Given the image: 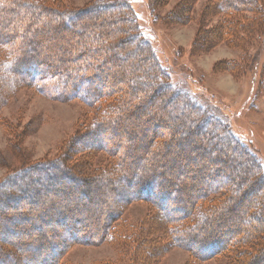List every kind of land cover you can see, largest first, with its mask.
<instances>
[{
  "label": "trees",
  "instance_id": "obj_1",
  "mask_svg": "<svg viewBox=\"0 0 264 264\" xmlns=\"http://www.w3.org/2000/svg\"><path fill=\"white\" fill-rule=\"evenodd\" d=\"M45 1L0 0V49L5 52L0 54V107L10 93L24 86L49 99H80L96 110L92 120L74 135L60 156L20 164L1 179L0 200L5 198L10 203L0 208V264H58L72 244L110 241L116 238V233L126 238L125 231L129 229L116 223L125 207L133 201L151 205L155 221H150L153 228L148 231L144 232L140 225L136 229L138 234L131 264H155L156 259L173 246L190 253L191 260L187 264H205L208 259L218 256H226L228 264H264L262 164L240 143L222 118L199 105L187 91L173 88L168 72L159 64L149 42L142 37L128 0H94L87 11L52 8ZM191 2H183L180 12L186 15ZM246 12L251 14L245 17L243 14ZM203 13V19L221 14L222 20L212 30L199 33V39L192 44V51L206 50L219 41L243 46L264 30V0H211L203 8ZM96 16L100 19L98 22H95ZM12 17L18 18L15 21ZM72 20L80 34L74 38L65 36L64 39L60 28L64 24L70 25ZM36 27L52 28L57 37L58 43L54 47L59 57L53 59L55 64H48L50 69L43 63H37L38 68L34 65L28 69L23 67L27 60L25 50L31 48L29 37L40 35L36 33ZM61 62L64 68L59 64ZM233 65L228 67L229 71H233ZM20 66L23 68L19 71ZM56 66L62 67L59 72L54 70ZM64 69L67 70L65 73ZM260 79V87L264 89V64ZM108 80L112 84L105 90ZM92 81L93 84L81 87V83ZM151 96L165 104L167 99H174L169 110L155 106V113L172 126L166 139L155 136L162 125L152 124L149 116L143 122L139 121L140 124L131 119L132 113L138 110L135 102L146 105ZM172 111L182 116L172 119ZM114 127H129L135 132H139L140 127L141 137L147 138L150 145L148 151L158 159L169 151L171 144L176 145L177 142L180 146L177 134H193L194 148L203 149L208 141L213 140L212 158L204 149L191 156L187 152L174 156L196 159L190 168L191 173L201 172L204 159L212 164L218 163V166L211 167L209 174L220 175L225 184L219 187L210 182H193L195 184H190V188L196 191L190 195L184 191L185 187L165 180L160 167L162 163L164 169L168 167L164 158L157 161V166L151 164L156 163V159L149 160L148 166L134 170L137 167L132 160L135 153L120 152L117 144L106 145L100 141V134L105 130L110 135L117 133ZM100 152L110 156L112 162L108 166L94 168L93 158ZM48 176L59 181L71 179L72 186L83 185L87 181L105 182L102 189L107 191V198L102 201L95 199L103 203V208L94 216V220L100 223L97 229L85 228L93 218L75 217L78 207L67 208L66 213L59 209L58 204L38 210L33 205L20 208L18 200L22 195L30 196L36 202L49 194L71 197L73 192L61 184L42 188L40 193L33 183ZM241 188L244 193L246 190L257 191L255 199L244 206L246 194L237 192ZM81 192L86 193L84 190ZM15 199L17 201L13 203ZM172 199L176 205L167 206ZM88 200L90 198L86 197L85 201ZM234 207L243 212V225L230 224L227 217L234 212ZM51 213L58 214L57 218ZM39 219L43 225L36 227V234L43 235L45 230H50L51 239L38 241L30 238L26 225L18 222L28 221V229H31V224ZM152 232L158 233L160 238L149 239ZM10 237L26 239L13 243ZM38 254H41L40 259Z\"/></svg>",
  "mask_w": 264,
  "mask_h": 264
},
{
  "label": "rangeland",
  "instance_id": "obj_2",
  "mask_svg": "<svg viewBox=\"0 0 264 264\" xmlns=\"http://www.w3.org/2000/svg\"><path fill=\"white\" fill-rule=\"evenodd\" d=\"M93 1L46 0L45 2L52 8L87 11L89 4ZM186 1L128 0V4L136 15V22L142 37L149 42L159 64L168 72V78L173 88L187 91L199 105L208 108L212 113L222 118L230 126L240 143L245 145L257 157L264 168V89L260 87L261 68L264 64V30L256 33L243 46H235L219 41L206 50L192 51V44L199 39V33L212 30L221 22L222 15L207 16L208 18L203 19V8L211 0H192L190 10L185 15L180 10L183 2ZM95 9L98 10L99 8L95 7ZM250 14L246 12L243 16L247 17ZM17 18L13 19L16 21ZM91 18L93 19V17ZM99 20L96 16L95 22ZM60 30L64 39H66L65 36L74 38L80 34V30H77L73 20L70 25L64 24ZM38 32L40 35L37 38L29 37L32 42L29 43L31 48L25 50L27 60L23 67L26 69L33 65L38 68L37 63H43L44 65L51 63L53 65L55 64L53 59L59 57L58 51L54 47V44L58 43L54 29L41 28L37 29L36 33ZM3 53L5 52L0 49V54ZM122 63L124 64V61ZM59 64L63 68L65 67L62 62ZM231 64H234L233 71L228 70V67L231 68ZM51 65H48V69L51 68ZM22 68L20 66L19 71ZM61 68L56 66L54 70L59 72ZM65 71L67 70L64 69L63 72L65 73ZM107 82L108 86H104L105 90H108V87L112 84L109 80ZM91 84H93V81L92 83H81V87ZM113 85L117 86L116 84ZM173 100V98H169L165 104L160 102V99L151 96L146 100V105L135 102L138 110L135 114L132 113L131 119L134 118V121L143 122L149 116L152 124L162 125V129L155 136L166 139L172 126L168 124L164 117H160L155 113V106L169 110L171 107L169 105ZM95 110V107H90L77 98L72 100L49 99L37 94L32 88L17 87L8 95L7 101L0 107V181L9 171L17 168L20 164L25 165L60 156L66 151L74 135L80 132L83 125L92 120ZM176 111H172L170 115L172 119L182 116L181 113ZM151 114L153 115L150 116ZM128 129L114 127L113 130L117 133L112 135L105 130L100 134V141L106 145L117 144L116 148L120 152L129 155L135 153V156H132V160L137 166L134 170L148 166L150 164L149 160L156 159V163L151 164L157 166L159 164L157 161H162L164 158L168 161V163H165L168 167L164 169L163 163L160 167H162L161 170L163 169L162 175L165 180H171L185 187L184 191L190 195L196 191L195 188H190V184L193 186L199 182H210L213 186L219 187L225 184V180L220 175L209 174L211 167L218 166V163L215 164L213 161L212 164V162L207 161L208 159H204L200 168L201 172L191 173L190 168L192 163L195 164L196 159L178 158L177 156L175 158L174 156L181 152L192 155L204 149L209 152L208 156L212 158L215 149L213 140L208 141L203 149L201 147L194 148L195 136L193 134H177V139H180V146L177 142L176 145L171 144L169 151L158 159L154 158L153 153L148 151L150 145L147 138L141 137L143 135L140 131L141 128L138 127L139 132H135L129 127ZM79 156L81 157L82 154ZM67 162L70 163V161ZM111 162V157L103 152L98 153L93 158L94 168L108 166ZM195 167L199 169L198 165ZM206 172L208 174L204 175ZM71 183L73 184L71 179L62 178L59 181L58 178H51L50 176L45 180L37 179L33 184L36 189L40 190V193L43 191L42 188L59 184L73 193L71 197L64 198L49 194L39 199L38 202L30 196L22 195L21 197L19 195L20 208L33 205L34 209L38 210L49 205L58 204L59 209L66 213L65 209L78 207L79 211L75 217L89 216L93 218V221L90 224L88 223L85 228L97 229L100 223L94 220V216L98 210L103 208V203H100V200L97 202L95 199L98 198L102 201L104 197L107 198V191L102 189L105 182L92 183L87 181L83 185L73 186ZM82 190L86 193L82 194ZM241 191L242 188L237 192L243 193L244 196L246 194L243 206L253 201L257 196V191L246 190L245 193ZM86 197L90 200L85 201ZM0 201V208L3 207V204L10 203L5 198H1ZM16 201L17 199L13 203ZM80 205L83 207H80ZM175 205L174 199L169 200L167 204V206ZM234 208V212H231L227 217L231 221L230 224L234 226L243 225V218H245L243 212H240L238 207ZM36 210L33 212H36ZM51 215L56 218L58 216L54 213H51ZM153 217V208L148 203L142 201L130 202L125 207L120 220L116 223H120L123 227L129 229L125 231L126 238L116 233V238L110 241L72 244L63 253L58 264H131L135 252V237L138 234L136 229L139 225L142 226L144 232L153 228L150 222L154 220ZM259 220L262 219L259 217ZM18 222L21 225H26L25 228L30 238L34 237L38 241H42L51 237L50 230H45L43 235L36 234V227L43 225L40 219L31 224V229H28V221ZM53 226L55 227V225ZM209 226L206 225L205 227ZM157 234L152 232L148 235V238L151 240L156 239L159 237ZM165 237L164 240H166ZM9 239L13 243H18L26 238L10 237ZM90 240H93V238ZM12 255L16 256L15 253ZM39 255L41 254H38L37 257L40 259ZM190 260L191 255L187 250L173 246L165 251L159 259H156L155 264H187ZM205 264H228V259L226 256L213 257L208 259Z\"/></svg>",
  "mask_w": 264,
  "mask_h": 264
}]
</instances>
